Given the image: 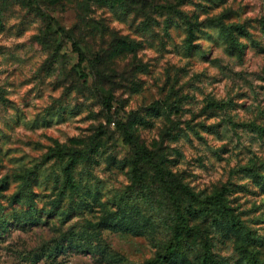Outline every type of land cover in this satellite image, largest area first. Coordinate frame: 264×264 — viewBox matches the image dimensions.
<instances>
[{"label":"rangeland","instance_id":"374dc122","mask_svg":"<svg viewBox=\"0 0 264 264\" xmlns=\"http://www.w3.org/2000/svg\"><path fill=\"white\" fill-rule=\"evenodd\" d=\"M121 125L163 264H264V0H0V264L165 253Z\"/></svg>","mask_w":264,"mask_h":264},{"label":"trees","instance_id":"16d2710c","mask_svg":"<svg viewBox=\"0 0 264 264\" xmlns=\"http://www.w3.org/2000/svg\"><path fill=\"white\" fill-rule=\"evenodd\" d=\"M123 134L125 139L128 141V143L131 144V146L135 150L136 154V162L138 160V153L140 154L141 158L146 160L154 169L155 173L159 176L161 182L165 184V186L168 188L169 196L172 200V207H173V212L175 215V224H174V229H173V235L171 240L168 242L165 253L162 255H158L155 259L149 260L143 264H163L168 255L176 250H178L181 242L183 241L184 238V233L186 231V222L187 218L185 214L182 212L180 203L177 199V197L173 194L172 190L169 187V183L166 181V176L168 173L163 170V168L155 161L153 157V153L148 151L147 149L144 148H138L137 145L133 142L131 135L126 131L124 128V125H121ZM200 204H206V203H212L216 206H218L221 210H223L227 214L232 213V209H230L228 206L224 205L223 202L220 199L219 195L216 196H209L205 200L202 201H197ZM238 225L236 224V221L234 218H232V227H237ZM245 240L247 241V234L244 233ZM211 261V255L209 253H205L203 259H202V264H209Z\"/></svg>","mask_w":264,"mask_h":264}]
</instances>
